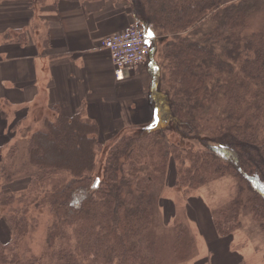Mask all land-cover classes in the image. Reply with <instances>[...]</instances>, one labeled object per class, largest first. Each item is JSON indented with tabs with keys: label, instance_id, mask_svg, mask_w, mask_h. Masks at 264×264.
<instances>
[{
	"label": "trees",
	"instance_id": "trees-1",
	"mask_svg": "<svg viewBox=\"0 0 264 264\" xmlns=\"http://www.w3.org/2000/svg\"><path fill=\"white\" fill-rule=\"evenodd\" d=\"M76 1L87 15L101 6L95 17L129 8L160 37L150 90L160 125L118 131L99 178L101 124L53 102L56 113L0 156V233L9 234L0 235V264H190L197 231L185 211L163 221L161 198L169 186L190 193L228 175L237 190L213 211L218 236L234 238L243 213L264 233V0ZM14 2L47 0L0 5ZM4 35L29 41L26 32ZM167 127L178 140L160 137ZM43 208L53 219L38 257L24 241L37 226L32 210Z\"/></svg>",
	"mask_w": 264,
	"mask_h": 264
},
{
	"label": "crops",
	"instance_id": "crops-1",
	"mask_svg": "<svg viewBox=\"0 0 264 264\" xmlns=\"http://www.w3.org/2000/svg\"><path fill=\"white\" fill-rule=\"evenodd\" d=\"M49 2L50 0H47L45 5L48 6ZM54 4L57 10L56 15L45 16L43 14L44 23H40L36 30L32 31L33 39L28 35L29 41L27 44L8 40L0 43V54H7L6 57L0 56L1 105H15L19 110L28 109L38 87L41 94L50 98L51 103L55 101L54 94L57 91V102L62 104L63 109L78 110L79 108H86L89 116L98 122V116L101 119L103 111L107 109L104 105L111 107L119 105L118 109L123 113L124 123L123 125L122 123L114 125L112 130L116 133L129 130L128 127L131 125H146L147 118L145 116L142 120L141 113L143 109L146 111L150 109V119H152V106L154 104L151 100V79L149 83L148 80L144 85L145 88L138 84L135 87L132 86V79L136 78L138 74L135 76L129 74L124 82H116L113 63L109 58L110 55H108L109 52L100 48L102 47L101 42L103 43L107 36L120 32L121 29L125 30L130 25L133 18L129 15V8L125 12L116 10L111 12L108 8L106 11L109 12L106 15L95 17L101 9L99 5L88 6L92 14L87 15L84 8L76 0H54ZM51 6L49 5V7ZM36 10L28 3L1 4L0 35L3 36L9 30L12 33L21 29L26 32V29L32 28L31 26L36 18ZM45 11L43 8L37 12L44 13ZM97 22H100V24ZM110 22H113L114 27L116 26L114 30L109 32L101 30L102 23ZM105 26L110 25L106 24ZM13 51L17 53H13ZM42 69L44 71H41ZM135 69L132 68L128 71L131 72ZM135 71L139 72L138 70ZM100 73H110L113 76L108 78ZM101 78L107 80L101 81ZM111 85L112 87L109 89ZM116 85L119 86L118 93H116ZM123 89L129 91V93L135 89L136 93L141 96L135 99L131 92L130 98L121 102ZM116 94L118 97H116ZM84 103L85 105H83ZM6 124L8 125V121ZM210 236L212 238L218 237L212 242V245L216 247H213V249L216 251H213L211 256L209 253L204 256L199 255L197 261L208 256V264H232L228 260L229 255L236 256L235 253H237L232 243L229 244L230 247H227L225 238L216 236L215 232L211 233ZM224 253L228 255V259L224 257ZM238 255L243 257L241 253H238Z\"/></svg>",
	"mask_w": 264,
	"mask_h": 264
},
{
	"label": "rangeland",
	"instance_id": "rangeland-1",
	"mask_svg": "<svg viewBox=\"0 0 264 264\" xmlns=\"http://www.w3.org/2000/svg\"><path fill=\"white\" fill-rule=\"evenodd\" d=\"M49 5H52L49 7ZM48 6H41L38 5L36 7V18L32 24V28L26 29V32L28 35L33 39V30H36V27L39 26L40 23H44L43 21V14L45 16H53L56 15V5L54 4V0H50ZM1 6V5H0ZM45 9L46 11L44 13H39L37 11H40L41 9ZM121 9V8H120ZM121 11V10H119ZM133 21V19H132ZM131 21V22H132ZM100 24V22H97ZM113 22L106 23L110 26L106 27L105 23H102L101 30L103 31H110L114 30L116 26L114 27L112 24ZM112 24V25H111ZM210 24V23H208ZM106 27V28H104ZM258 28V27H257ZM125 29V28H124ZM62 32L60 28H58ZM123 30V29H121ZM120 30V31H121ZM23 32L22 29L18 32H13L12 34L15 37H19V34ZM7 38L5 35H0V43L2 41H7ZM103 43L101 42V46ZM101 49H104L106 52L107 50L103 47H100ZM153 53L149 57V59L140 67L136 68L135 70H138L139 72L133 71H127L126 79L131 74V76H134L138 74V76L134 79H132V86L135 87L138 84L139 86H143L150 82L152 83V78L154 76V72H156V67L161 64V54L159 49L161 48V41H156L152 44ZM13 53H17L16 51H13ZM109 55V53H108ZM0 56L6 57V53H1ZM110 58V56H109ZM141 68V69H140ZM41 71H44L42 69ZM104 77L112 78L113 75L110 73L102 74ZM116 82H124V81H118L116 77L114 78ZM105 81L107 79L101 78V81ZM143 82V83H141ZM1 86V85H0ZM117 86L116 93L119 91V86ZM112 85L109 86V89H111ZM107 88V87H106ZM145 88V87H144ZM37 92L34 93L33 99L30 102V106L27 111L24 109L17 108L15 105L6 106L5 110L10 114L9 121L6 119L5 112L3 111L4 107L0 103V125L1 127L5 126V121H8V125L6 129L0 133V146H1V152L0 156L6 157L11 148L19 141H24L26 139H29L31 134L24 133L23 131L27 126H31V129L37 130L40 128L42 119L44 116L48 115L51 111V106L53 103H51L50 98L45 97L44 94L40 93L39 88L37 87ZM132 92V93H131ZM130 93L133 97H139L138 93H136V90L134 89ZM129 91H126L123 89V92L121 93V102H124V99L130 98L131 94ZM58 93L57 91L54 94V102H57ZM116 97L117 94H116ZM143 97V95H142ZM141 97V98H142ZM123 99V100H122ZM134 100V99H133ZM151 100H153V97L151 96ZM153 102V101H152ZM140 103V102H139ZM154 104V103H153ZM18 105V104H17ZM76 105V104H74ZM85 105V103L83 104ZM19 106V105H18ZM117 107H111V106H105L107 109L103 111V116L100 119V116H98L99 123L101 124L102 128V140L105 144V148H101L97 152V171L99 173V178L103 176L101 174L104 171V168L106 167V160L109 154V150L111 146L114 144L113 137L116 133V131L112 130L114 125L118 123L120 125L124 123V117L122 116L123 113H121ZM153 107V115L151 118V110L147 109L142 110L141 113V119L143 120L146 116L147 118V124L148 126L141 124V128L143 130L149 129L151 125L159 124L160 125V119L158 116L157 109ZM56 113L55 111H51V113ZM63 113L66 115H74L75 113H82L86 117L91 118L89 116L88 111L86 108H79L69 110L64 109ZM144 114V115H143ZM146 114V115H145ZM58 115V112L54 116H50L51 118H55ZM122 118V120H120ZM117 125V126H118ZM0 127V129H1ZM167 127L163 133L160 131V137H164L167 139L168 142L176 141L178 140L177 136L171 132V129ZM163 131V129H162ZM183 145H188V143H183ZM172 168L169 170V177L171 175ZM23 183H14L12 184V188H19L22 186ZM237 190V179L232 176L228 175L225 177H222L218 180H215L213 182H210L206 185H203L202 187L193 190L192 192L188 193L186 192L185 188L178 187V186H169L164 191V194L161 198V204L163 208L162 213V219L166 223H170L171 217L170 215L175 213L176 211H185L188 215V218L194 228L197 230L198 234V242H199V248H200V255L204 256L209 253L211 256L213 254V251H216L213 249L214 245H212V242L216 240L218 237L212 238L210 235L211 233L215 232L216 236H218L216 227L214 225L213 220V211L217 208H219L222 205H225L228 201H230ZM32 215L37 216V226L27 235L25 238L24 244L29 246L30 249L33 252V255L35 256H41L44 253L45 246H46V238H47V232L50 224L52 223V215L49 211V208H43V209H33ZM242 222L243 226L239 230L236 231L234 234V239L231 241L232 237H226L225 242L226 246L230 247L229 244L232 243L237 253L235 255H225L224 257L229 260V262H232V264H263L264 263V233L261 231L257 223H254L252 221V218L250 215L243 213L242 216ZM209 228H208V224ZM3 240H7L9 237L8 233H0ZM211 242V243H210ZM210 245V246H209ZM225 245V244H224ZM216 248V247H214ZM238 253L242 254L243 257L239 256ZM199 258V257H198ZM196 262H199L198 264H208V256L205 257L203 260L194 261L190 264H195Z\"/></svg>",
	"mask_w": 264,
	"mask_h": 264
},
{
	"label": "built area",
	"instance_id": "built-area-1",
	"mask_svg": "<svg viewBox=\"0 0 264 264\" xmlns=\"http://www.w3.org/2000/svg\"><path fill=\"white\" fill-rule=\"evenodd\" d=\"M154 31L141 22L134 21L126 30L114 33L103 41L115 67L117 80H124L125 73L144 63L150 56L152 44L158 40Z\"/></svg>",
	"mask_w": 264,
	"mask_h": 264
}]
</instances>
